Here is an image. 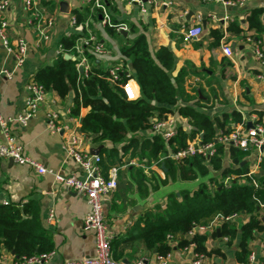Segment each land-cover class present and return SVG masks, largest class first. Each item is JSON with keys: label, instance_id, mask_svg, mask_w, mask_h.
Instances as JSON below:
<instances>
[{"label": "crops", "instance_id": "obj_1", "mask_svg": "<svg viewBox=\"0 0 264 264\" xmlns=\"http://www.w3.org/2000/svg\"><path fill=\"white\" fill-rule=\"evenodd\" d=\"M9 1L7 9L0 13V18L6 19L9 23L8 37L12 43L23 37L30 45V53L25 63L18 67L14 53L8 51L0 39V71L3 69L13 71L11 76L0 75V113L5 117H15L24 107L29 80L35 78L41 67L54 63L57 55L61 54L58 50L63 37L78 35V29L72 22L73 10L84 8L88 1L38 0L43 15L55 20L48 39H44L35 23L28 22L34 13L25 7L26 0ZM154 1L153 5H148L147 15H143L137 4L130 3L129 0H116L113 15L128 28L134 24L140 32L145 30L153 51L162 45L168 46L176 56L174 76L186 67L196 72L189 75L186 89L192 94H195V89L199 87L205 89L208 99L201 101V104L196 106L198 109L212 117L236 110L242 113L243 119L246 117L248 122H251L253 115L264 122V116L259 113L264 111V66L256 60L254 54L255 44L264 45V32L257 38L256 31L248 29L247 21L254 7H264V0H249L243 5L227 4L224 0ZM62 3L68 5L67 11L63 10ZM101 16L102 19L99 20L89 18V27L108 51L106 54L96 55L97 62L104 69H110L123 61L122 46L138 33L132 34L128 29L127 35L120 31L112 35L107 31L103 15ZM199 22L203 26L202 35L192 41L185 40L186 28ZM232 22L239 23L241 33L229 30ZM213 29H218L224 34L217 46L213 44L214 39L211 36ZM224 44L231 46L238 66L224 55L222 50ZM69 56H76L74 49ZM131 66L130 62L129 69L126 70L129 75L133 74ZM129 86L134 99L141 97V89L135 79ZM52 97L57 99L65 123L80 129L81 119L88 113L89 108H82L80 115L74 117L70 112L73 93L66 99H61L54 91H48V99ZM191 104L195 105L193 101ZM45 111L44 106L26 125L14 122L12 130L17 139L24 144L29 156L56 171L63 173L74 171V164L67 161L64 149L68 132L64 130L58 133L50 132L46 127ZM149 132L142 131L134 136L142 140L143 137L153 136ZM100 146H103L102 149L112 148L109 142H94L90 138L86 142L90 152L96 151ZM102 149L100 153H92L101 155ZM241 152L244 154V160H247L249 169L252 168L255 154ZM122 153H119L122 156L121 161L114 165L118 167V187L104 198L106 223L113 236V255L115 259L124 263L146 258L153 264H160L157 260L159 255L157 250L149 249L141 236L142 228L146 226V214L148 211L162 212L168 203L170 193L178 194L183 189L193 190L198 187L201 179L194 181L177 179L161 183L168 179L163 160L168 157L169 149L166 155L158 161L152 160L151 163L140 161L138 157L132 158L129 153ZM226 161H229L227 156ZM102 173L105 175L103 167ZM9 202L19 205L32 202L38 206L42 222L54 243V254L47 264H62L95 255V232L83 228L84 218L89 210L85 196L57 184L53 174L42 175L12 159H0V205ZM51 209L54 210V217L49 221ZM261 214L264 216V208L261 209ZM249 219V214H242L235 224L240 228ZM206 233L209 235L206 244L212 253L207 255L203 264H240L241 261L237 258L239 235L226 241L219 233L218 236H213L212 231ZM250 249L258 261L263 260L264 231L255 233ZM192 257L191 251L183 252L175 246L171 264L192 263ZM14 259L12 252L2 251L0 264H12Z\"/></svg>", "mask_w": 264, "mask_h": 264}, {"label": "trees", "instance_id": "obj_2", "mask_svg": "<svg viewBox=\"0 0 264 264\" xmlns=\"http://www.w3.org/2000/svg\"><path fill=\"white\" fill-rule=\"evenodd\" d=\"M115 2L103 0L111 22L105 26L112 35H116L120 31L118 27L125 24L113 15ZM73 15L77 23H83L89 18L99 20L102 10L93 8L91 1L82 9H74ZM263 18L264 7H254L248 15V29L255 30L257 38L264 32ZM128 29L132 34H138L121 48L124 73L117 81H112L109 69L101 67L97 56L87 48L85 51L91 64L87 72L80 73L78 61L66 59L61 53L53 64L41 67L35 74L37 82L47 91H54L61 99L73 93L72 116H79L82 108H89L81 119L80 131L94 142H109L112 145V148H103L101 152L105 176H108L112 166L121 161L119 153H129L132 158L138 157L140 161L151 163L166 155L169 148L186 146L189 135L184 130L169 143L160 136L143 137L142 140L134 136L142 131H151L156 117L165 119L177 110L190 120L195 131L203 133L204 142L214 141L218 131L225 129L230 121L243 120L242 113L236 110L212 117L198 109L196 106L208 99L205 89L199 87L195 89V94L186 89L189 75L196 72L186 67L174 76L176 56L172 50L162 45L153 51L145 30L140 32L134 24ZM229 30L242 32L239 23L235 22L230 24ZM223 35L218 29L211 30L215 46L220 44ZM78 37H63L60 44L64 51L71 53ZM260 47L264 53V45ZM130 62L136 70L132 75L125 73ZM134 79L140 86L141 97L130 99L125 84ZM192 101L195 105L191 104ZM259 113L264 116V111ZM244 159L239 149L220 144L217 145L216 154L209 159L201 155L181 160L166 157L163 162L168 179L161 183L177 179H201V182L193 190L170 193L162 212H147L146 226L142 228L141 234L147 247L156 249L159 255H167L174 251L175 246L182 250L193 246L195 252L210 255L212 250H208L206 244L209 237L207 233L198 232L190 238L186 237L194 227L208 225L217 215L249 214L250 219L240 228L226 221L212 231L213 236L219 233L222 237L229 236V240L239 235L237 258L241 262L247 261L255 233L264 231L261 214V204H264V156L259 171L251 175L249 165L243 164ZM228 176L234 177L230 184L220 186ZM53 250L51 234L42 222L37 205L32 202L0 205V255L2 251H8L14 252L15 258H21Z\"/></svg>", "mask_w": 264, "mask_h": 264}, {"label": "built area", "instance_id": "obj_3", "mask_svg": "<svg viewBox=\"0 0 264 264\" xmlns=\"http://www.w3.org/2000/svg\"><path fill=\"white\" fill-rule=\"evenodd\" d=\"M87 1H93V8L96 7L102 10L103 23L110 25V13L104 5L103 0ZM224 1L227 4L243 5L249 0ZM129 2L137 4L143 15H147L148 5H153L155 3L154 0H129ZM9 4V0H0V13L4 12ZM25 7L28 10H32L34 13L33 20L30 19L28 22L30 24L35 23L44 39H48L49 31L53 28L55 23L54 18L43 15L40 11L38 0H26ZM72 22L78 29L79 37L76 39L73 48L76 56L71 57L78 61V67H83L84 71L87 72L91 68V64L85 49L87 48L89 52L95 55H103L108 51L105 45L100 42L93 31L90 30L89 19L85 23L79 24L76 21V17L73 15ZM8 27V21L0 18V39L7 50L14 53L16 65L20 67L25 63L30 53V45L23 37L17 38L12 43L7 34ZM118 29L128 30V26L122 24ZM202 33L203 26L199 22L186 28L184 38L187 41H192L198 39ZM222 50L224 55L231 58L238 66L237 61L233 57L231 46L229 44H224ZM58 53L70 55V52L64 51L61 44L59 45ZM254 54L256 60L264 66V53L260 47V43H258V45L255 44ZM109 71L112 81H117L120 79V75L124 73L123 65L121 63L116 64L112 66ZM12 73L13 71L8 69L0 71V75L5 76H11ZM131 81L132 80H129L125 84V90L128 97L134 99L131 86H129ZM27 89L28 96L26 97L24 107L17 116L5 117L0 113V159H12L20 165H27L33 168L37 173L42 175L47 173L53 174L57 184H62L66 188L78 191L85 196L89 210L85 215L83 228L85 230H94L95 232V255L78 261H66L62 264H153L146 258H141L133 263H124L115 259L113 255V236L106 223L104 198L113 193L118 187V167H112L109 170L108 176L103 175L101 165L102 156L90 152L86 147V142L89 138H86L78 127L70 126L65 123L62 119L63 112L58 106L57 99L54 97L48 99V91L42 84L37 82L35 78L29 80ZM44 106L46 107L45 119L48 130L52 133H58L62 130L68 132L64 143V149L67 161L74 164V171L64 173L56 171L40 160L29 156L25 151L24 144L17 139L12 130V124L14 122H20L26 125ZM250 121L251 122H248L246 117L241 122L231 121L227 124L225 129L218 131L214 141L204 142L201 138L203 133L195 131L190 120L175 111L170 113L165 119L154 118L153 127L149 133L153 136L162 137L167 143L178 137L181 134V130L188 133L189 137L186 146L169 148L168 157L174 160L190 158L193 155H201L209 159L216 154L217 145L219 144L227 148L235 147L245 153H253L255 154V158L252 160V168H250L249 172V175H251L252 173L258 172L259 164L262 162L264 156V122L260 121L255 115L251 117ZM250 123L251 126H249ZM233 178V176H228L219 185L227 186ZM241 181L244 180L241 179ZM261 207L264 208L263 203ZM241 215L242 214L239 213H234L229 216L217 215L208 225L195 226L189 234L192 236L198 232L206 233L208 231H214L226 221L235 224ZM53 217L54 210L51 209L49 211L48 220L52 221ZM223 238L226 241L229 240V236ZM182 251L192 252L193 257L191 264H203V261L207 257V255L203 253L195 252L193 246L184 248ZM53 254L54 251L33 255L31 257L23 256L21 258H15L12 264H47L51 260ZM171 259L172 253L157 256V260L160 264H171ZM240 264H264V258L258 261L255 254L251 253L248 260L240 262Z\"/></svg>", "mask_w": 264, "mask_h": 264}, {"label": "water", "instance_id": "obj_4", "mask_svg": "<svg viewBox=\"0 0 264 264\" xmlns=\"http://www.w3.org/2000/svg\"><path fill=\"white\" fill-rule=\"evenodd\" d=\"M62 6H63V10H64V11H67L66 9H67L68 5H67L66 3H62ZM190 14L192 15V13H190ZM190 14H189V17H191ZM100 19H102V16H100ZM120 32L123 33L124 35H127V33H128L127 30H120ZM234 49H235V48H234ZM234 49H233V50H234ZM65 58H66V59H71V57H70L69 55H66ZM131 69H132L133 73L136 72L135 68L133 67V64H132V66H131ZM79 71H80V73H84V69H83V67H79ZM127 73H128V72H126V74H127ZM201 138H202V139L204 138V135H203V134L201 135ZM102 147H103V146H100L96 151H92V152L100 153ZM244 163H247V160H244V161H243V164H244ZM259 209H260V208H259ZM262 220H263V222H264V216L262 217ZM12 253L14 254V252H12ZM186 264H191V263H186Z\"/></svg>", "mask_w": 264, "mask_h": 264}]
</instances>
